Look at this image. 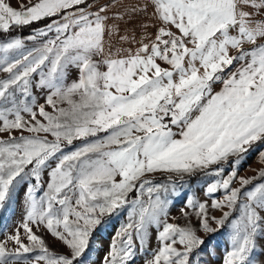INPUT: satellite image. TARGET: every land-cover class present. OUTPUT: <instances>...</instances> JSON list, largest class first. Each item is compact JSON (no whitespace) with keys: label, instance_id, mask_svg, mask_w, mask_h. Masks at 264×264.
Listing matches in <instances>:
<instances>
[{"label":"snow or ice","instance_id":"1","mask_svg":"<svg viewBox=\"0 0 264 264\" xmlns=\"http://www.w3.org/2000/svg\"><path fill=\"white\" fill-rule=\"evenodd\" d=\"M253 153L264 165V0H0V211L24 189L0 264H98L124 214L99 264H135L154 226L144 264H210L199 233L222 229V264H264V166L239 175ZM197 172L218 177L219 215L189 196V222H168Z\"/></svg>","mask_w":264,"mask_h":264},{"label":"rangeland","instance_id":"2","mask_svg":"<svg viewBox=\"0 0 264 264\" xmlns=\"http://www.w3.org/2000/svg\"><path fill=\"white\" fill-rule=\"evenodd\" d=\"M12 3L13 6H15L16 0H12ZM27 46L32 47V42H27ZM34 92L39 95L37 90L34 89ZM40 102L43 103L42 98L40 99ZM75 143L77 146H79L80 141H76ZM262 166L264 165H260L257 163V154L253 153L239 167V175L254 176L256 175V173L252 171V169H258ZM225 168L230 170L228 168V165H225ZM46 178L47 177L45 174V179ZM217 178L218 177H215L213 175H205L204 172H197L192 177L186 176L184 178V184L181 185L179 182H177L176 193L172 194L170 191L168 196V199L170 201L168 209L169 215L167 217L168 222L177 223L182 226L189 222L184 218V216L180 212V209L185 207L186 200L189 196L195 197L198 201H207L209 204L210 214L219 215V212L217 210H213L210 208V204L213 198L220 199L223 195V191H218L212 196L205 195L207 185ZM153 179L157 182H165L167 180V175L156 174ZM23 192L24 189L22 188L20 190V195L16 199L15 203L10 204L5 210L0 211V239H2L5 234L12 232L22 219V216L24 214ZM186 211H188L190 214V222L192 226L197 227V218L192 213V210L186 209ZM124 222H126V214L120 215L118 218L113 217L112 225L108 228L107 232L99 233L97 234V236L94 237V240L96 241L94 247L97 249V251L92 253V257L98 262V264L99 261L102 259L103 255L106 253L108 245L111 242V239L115 234L116 230L119 229L120 225ZM156 231L157 229L155 228V226L150 229L149 242L146 247V250L137 254L135 258V264H144V260L146 258H149L151 256L152 251L157 248L158 241L156 240ZM40 234L43 235L44 239L52 249L57 251H63V246L58 241H55V239L51 237V235L47 233L46 230H42ZM199 234L205 238V240L207 241L206 248L212 253L211 257L205 254L202 258L206 260L210 259V264H222L225 253L230 249L229 230L222 229L216 233L209 234L207 236H205V234L202 232H200ZM136 243L137 247H139V241H137Z\"/></svg>","mask_w":264,"mask_h":264},{"label":"trees","instance_id":"3","mask_svg":"<svg viewBox=\"0 0 264 264\" xmlns=\"http://www.w3.org/2000/svg\"><path fill=\"white\" fill-rule=\"evenodd\" d=\"M44 23H47V21H42V22H39L35 25H33V27H42ZM31 33V28H25L21 31V34L24 35V36H27ZM162 178H165V177H162ZM195 179V178H193Z\"/></svg>","mask_w":264,"mask_h":264},{"label":"crops","instance_id":"4","mask_svg":"<svg viewBox=\"0 0 264 264\" xmlns=\"http://www.w3.org/2000/svg\"><path fill=\"white\" fill-rule=\"evenodd\" d=\"M220 87H221V85L220 84H217L216 85V90H219Z\"/></svg>","mask_w":264,"mask_h":264}]
</instances>
